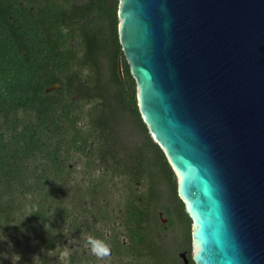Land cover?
<instances>
[{
    "label": "water",
    "instance_id": "1",
    "mask_svg": "<svg viewBox=\"0 0 264 264\" xmlns=\"http://www.w3.org/2000/svg\"><path fill=\"white\" fill-rule=\"evenodd\" d=\"M137 107L196 264H264V0H118Z\"/></svg>",
    "mask_w": 264,
    "mask_h": 264
},
{
    "label": "trees",
    "instance_id": "2",
    "mask_svg": "<svg viewBox=\"0 0 264 264\" xmlns=\"http://www.w3.org/2000/svg\"><path fill=\"white\" fill-rule=\"evenodd\" d=\"M118 4V0H27L22 5L0 0V234L12 231L23 245L16 253L27 257L29 264L31 232L49 229L44 202L37 200L44 187L32 182L42 180L48 157H58L59 141L69 139L63 134L85 130L83 117L75 113L76 91L85 87L82 99L102 98L100 104L108 109L113 101L126 100L141 121L136 83L117 33ZM75 39L78 45L72 44ZM102 55L108 62L107 85L120 88L121 95L115 98L104 97L106 92L88 95L101 86ZM83 68L95 75L82 77ZM55 84L62 90L45 91ZM104 120L99 115L96 124ZM141 125L147 130L143 121ZM37 238L45 241L40 234ZM3 252L0 261L6 264L9 259Z\"/></svg>",
    "mask_w": 264,
    "mask_h": 264
},
{
    "label": "flooded vegetation",
    "instance_id": "3",
    "mask_svg": "<svg viewBox=\"0 0 264 264\" xmlns=\"http://www.w3.org/2000/svg\"><path fill=\"white\" fill-rule=\"evenodd\" d=\"M18 2L27 5V0ZM61 88L55 84L45 91ZM80 88L74 95L79 98L78 115L83 114L85 103L81 102L87 93L85 87ZM137 119L154 143V153L130 145L123 148L104 121L96 125L103 130L100 135L85 126L84 131L63 134L69 139L59 141L58 157H48L42 180L32 182L44 187L43 197L37 200L44 202L49 215V229H34L30 234L35 250L39 246V251L57 253L59 258L68 234L76 242L72 248L77 257L70 253L63 264H196L192 220L178 195L175 173L148 129L142 127V118ZM78 154L87 156L83 172L71 164ZM39 234L45 241L37 238ZM89 237L109 245L110 255L101 259L89 253Z\"/></svg>",
    "mask_w": 264,
    "mask_h": 264
},
{
    "label": "rangeland",
    "instance_id": "4",
    "mask_svg": "<svg viewBox=\"0 0 264 264\" xmlns=\"http://www.w3.org/2000/svg\"><path fill=\"white\" fill-rule=\"evenodd\" d=\"M78 39H75L72 41V44L78 45L79 42ZM81 56V53L80 55ZM99 61L102 67L101 70V86L97 89L90 90V94L88 93L89 97L95 96L96 93L100 92L105 93L104 97H112L115 98L116 95H121L119 93V87L116 86H108L109 83V76L107 73L108 68V62L107 58L102 55L99 57ZM95 75V72L92 69L83 68L81 71V76L84 78H90ZM89 91V90H88ZM115 100V99H114ZM102 101V98H92L90 102L82 101L81 103H85L83 105V108L81 109L80 117H83L82 125L88 128L90 131H94L97 134H101L103 130L97 128L96 129V119L99 115H104L103 111H108L107 114H105V126L106 130L109 131V129L112 128V132L117 135L120 139L121 146L123 148L130 147L132 148H140L142 147L147 154L154 153V143L150 141L149 135H145L143 133V130L138 122L137 117L127 108L126 100H123L119 103L113 101V105L111 108L107 109L106 106L100 104ZM108 116V117H107ZM107 117V118H106ZM87 156L85 154L83 155H75L71 158V164L77 165L78 167H81L79 171H82V169L85 170V167L83 166L87 162ZM77 167V168H78ZM67 222V221H66ZM70 226V224H67ZM67 229V228H66ZM3 231V230H2ZM67 232V230H66ZM63 239H67V242H65L66 249L63 250L61 253V256L57 258V253H51V252H45L42 250V252L38 249L35 250L36 246H34L32 243H29L28 249V255H30V251H33V255L31 256V264H63L64 259L68 258L70 253L76 254L74 251L75 248H72V245H75L76 242H73L74 238H72L70 235L66 234ZM22 244L17 242V238L12 235V231H3L2 234H0V250H3V258L6 260L9 259V262L6 264H29L27 257L25 259L20 257V260H16V254L21 256V253H16L17 251H21ZM34 249V250H33ZM89 253L92 254L90 251ZM43 255V256H42ZM7 257V258H6ZM2 258H0L1 260ZM44 259V260H43ZM63 260V261H62ZM42 262V263H41ZM65 263V262H64ZM0 264H3V262L0 261Z\"/></svg>",
    "mask_w": 264,
    "mask_h": 264
},
{
    "label": "clouds",
    "instance_id": "5",
    "mask_svg": "<svg viewBox=\"0 0 264 264\" xmlns=\"http://www.w3.org/2000/svg\"><path fill=\"white\" fill-rule=\"evenodd\" d=\"M87 243L90 245L91 252L96 257L102 259L110 255V247L105 242L89 237ZM16 260H20V256L18 254H16Z\"/></svg>",
    "mask_w": 264,
    "mask_h": 264
}]
</instances>
